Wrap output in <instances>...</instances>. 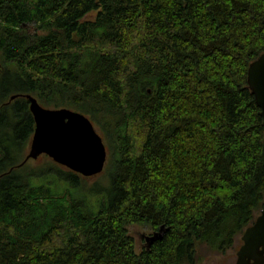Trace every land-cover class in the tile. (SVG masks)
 I'll return each instance as SVG.
<instances>
[{
	"label": "trees",
	"instance_id": "1",
	"mask_svg": "<svg viewBox=\"0 0 264 264\" xmlns=\"http://www.w3.org/2000/svg\"><path fill=\"white\" fill-rule=\"evenodd\" d=\"M262 53L264 0H0V264H194L198 243L232 248L264 205L247 83ZM27 94L101 129V197L52 160L21 164ZM130 225L166 230L137 251Z\"/></svg>",
	"mask_w": 264,
	"mask_h": 264
},
{
	"label": "water",
	"instance_id": "2",
	"mask_svg": "<svg viewBox=\"0 0 264 264\" xmlns=\"http://www.w3.org/2000/svg\"><path fill=\"white\" fill-rule=\"evenodd\" d=\"M247 83L255 102L260 108L264 130V53L248 66ZM12 95L10 98H15ZM29 111L34 119V130L24 163L48 156L53 162L62 165L83 177H91L103 171L107 150L100 134L90 119L83 113L69 108H47L38 103L31 95ZM166 228L145 236L147 247L162 237ZM241 245L236 251L234 264H264V205L252 224L240 236Z\"/></svg>",
	"mask_w": 264,
	"mask_h": 264
},
{
	"label": "rangeland",
	"instance_id": "3",
	"mask_svg": "<svg viewBox=\"0 0 264 264\" xmlns=\"http://www.w3.org/2000/svg\"><path fill=\"white\" fill-rule=\"evenodd\" d=\"M90 17H93V13L90 14ZM98 134L102 135L101 129L98 128L97 125H93ZM29 144L25 151V154L28 152ZM51 159L46 155H40L37 159H29L24 164L26 170L35 169L37 167L41 169H46L50 166ZM106 165V164H105ZM108 165V164H107ZM107 165L104 167L103 171L99 174L93 175L91 177H86L84 187L82 189V193L85 195H91L90 199L95 200V196L101 197V192L104 191L105 187H108V171L106 170ZM60 168L66 170L67 168L59 165ZM109 167V166H108ZM94 188V189H93ZM102 190V191H101ZM93 194V195H92ZM92 205L96 204V202L92 201ZM129 233L134 237L135 240V248L137 251H140L144 245H142L141 235H150L152 230L145 226L141 225H130L128 227ZM240 233L235 236L234 246L232 248L227 249L224 254H221L215 250L210 249V247L205 243H198L196 247V260L194 264H234L236 261V251L241 245ZM147 243V242H146Z\"/></svg>",
	"mask_w": 264,
	"mask_h": 264
},
{
	"label": "flooded vegetation",
	"instance_id": "4",
	"mask_svg": "<svg viewBox=\"0 0 264 264\" xmlns=\"http://www.w3.org/2000/svg\"><path fill=\"white\" fill-rule=\"evenodd\" d=\"M153 232H154V231H152L150 234H152ZM145 236H146V235H144V236L141 235L140 238H141V241H142V242H141L142 245H144V247H145V246L147 247V243H146V240H145Z\"/></svg>",
	"mask_w": 264,
	"mask_h": 264
}]
</instances>
